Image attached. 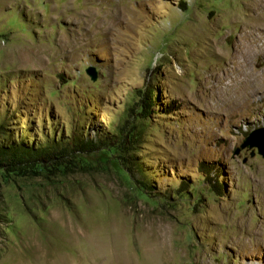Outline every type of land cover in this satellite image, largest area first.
I'll return each instance as SVG.
<instances>
[{"label":"rangeland","instance_id":"obj_1","mask_svg":"<svg viewBox=\"0 0 264 264\" xmlns=\"http://www.w3.org/2000/svg\"><path fill=\"white\" fill-rule=\"evenodd\" d=\"M251 1L0 0V141L94 144L0 170V264H264V157L236 153L264 128Z\"/></svg>","mask_w":264,"mask_h":264},{"label":"trees","instance_id":"obj_2","mask_svg":"<svg viewBox=\"0 0 264 264\" xmlns=\"http://www.w3.org/2000/svg\"><path fill=\"white\" fill-rule=\"evenodd\" d=\"M138 92L141 94V112L148 113L153 105V91L145 88ZM69 144L68 146L52 144L35 148L23 142L6 144L0 141V170L27 175L33 174L37 166L68 169L82 159L84 154L94 149V144L89 142H85L82 146Z\"/></svg>","mask_w":264,"mask_h":264},{"label":"water","instance_id":"obj_3","mask_svg":"<svg viewBox=\"0 0 264 264\" xmlns=\"http://www.w3.org/2000/svg\"><path fill=\"white\" fill-rule=\"evenodd\" d=\"M87 73L93 79L96 77L93 67H90L87 70ZM245 147H255L257 149V153L264 157V128L253 131L246 138H244L240 146L236 149V153Z\"/></svg>","mask_w":264,"mask_h":264},{"label":"bare ground","instance_id":"obj_4","mask_svg":"<svg viewBox=\"0 0 264 264\" xmlns=\"http://www.w3.org/2000/svg\"><path fill=\"white\" fill-rule=\"evenodd\" d=\"M256 2H257L256 0L251 1V4H252V8H253V10H256V6H257V5H256ZM253 10H252V11H253ZM256 16L259 18V14H257ZM253 17H254V16H253ZM258 18H257V19H258ZM256 21H257V20H256ZM240 64H241V63H240ZM96 244H97V243H96ZM97 245H98V244H97ZM102 246H103V245H102ZM96 248H97V246H96ZM101 248H102V247H101ZM99 249H100V248H99ZM102 249H103V248H102ZM152 251H153V250H152ZM150 252H151V251H150ZM116 254L118 255V253H115V259H116L117 261H118V260H119V261L121 260L120 264H121V263H122V264H128V263H129V262L126 263L127 261H126V259H125V260L123 259V256H119V255H118V257H117ZM155 254H156V253H155ZM120 255H121V254H120ZM112 256H113V255H112ZM112 256H111V257H112ZM105 257H106V256H105ZM111 257H110V259H111ZM106 259H107V257H106ZM108 260H109V259H108ZM111 260H113V261H111V262H114V259H111ZM105 262H107V261H105ZM109 262H110V261H109Z\"/></svg>","mask_w":264,"mask_h":264}]
</instances>
